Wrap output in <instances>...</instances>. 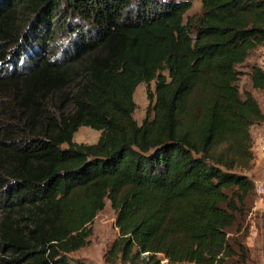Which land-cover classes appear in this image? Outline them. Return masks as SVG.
I'll list each match as a JSON object with an SVG mask.
<instances>
[{
    "label": "trees",
    "instance_id": "1",
    "mask_svg": "<svg viewBox=\"0 0 264 264\" xmlns=\"http://www.w3.org/2000/svg\"><path fill=\"white\" fill-rule=\"evenodd\" d=\"M61 8L77 25L51 53ZM191 8L0 0V264H73L106 201L118 230L106 264L246 263L257 191L234 170L254 159L251 128L264 114L239 82L264 47V0ZM246 75L264 91L263 68ZM81 127L97 142H74Z\"/></svg>",
    "mask_w": 264,
    "mask_h": 264
},
{
    "label": "rangeland",
    "instance_id": "2",
    "mask_svg": "<svg viewBox=\"0 0 264 264\" xmlns=\"http://www.w3.org/2000/svg\"><path fill=\"white\" fill-rule=\"evenodd\" d=\"M190 1L192 3V8L188 14H199L201 11V0ZM68 15V12L63 8H61L57 14V18L60 17V21L56 26V38L50 47L51 53L55 51L59 52L61 48L63 49V47H65L64 45L69 38V33H71V30L75 29L77 25L76 19L74 17H69ZM63 22L64 24H62ZM65 24L66 26H64ZM19 51L21 52L20 49L18 52ZM14 61L15 57H12V62ZM252 65H257L264 69V47L258 48L254 51L246 61L245 65L242 67V70L245 71V73L239 82L241 91H249L258 102L264 114V91L253 90L249 78L246 75V73L250 71ZM153 88L154 85L152 84L151 90H153ZM20 89H22V87H20ZM146 90V85L141 84L136 88L134 93V102L136 104L134 119L138 123L144 118L148 104ZM99 135V132L96 130L88 127H81L74 135L73 141L90 145L97 142ZM251 137L254 159L244 167H237L234 171L248 176L254 181L255 187L264 186V122L251 128ZM244 224V235L246 238L244 239V242L246 240V248L248 249L246 263L264 264V194L254 193V198L248 213L245 216ZM91 228L92 235L88 239L89 243L85 247L68 255L73 264H106L103 259L104 253L118 236V230L115 227V214L108 201H106L103 211H101L94 219ZM231 233L232 236L238 240V237L236 236L237 232H235L234 229ZM115 264L124 263L116 262ZM136 264L145 263H143V261H138ZM160 264L166 263L161 261Z\"/></svg>",
    "mask_w": 264,
    "mask_h": 264
},
{
    "label": "built area",
    "instance_id": "3",
    "mask_svg": "<svg viewBox=\"0 0 264 264\" xmlns=\"http://www.w3.org/2000/svg\"><path fill=\"white\" fill-rule=\"evenodd\" d=\"M256 191H257L258 194H264V186L256 187Z\"/></svg>",
    "mask_w": 264,
    "mask_h": 264
}]
</instances>
